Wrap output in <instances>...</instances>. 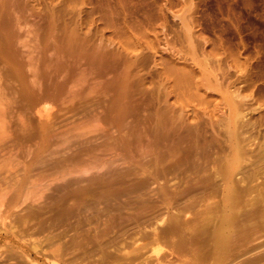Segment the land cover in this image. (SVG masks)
<instances>
[{
	"label": "bare ground",
	"instance_id": "1",
	"mask_svg": "<svg viewBox=\"0 0 264 264\" xmlns=\"http://www.w3.org/2000/svg\"><path fill=\"white\" fill-rule=\"evenodd\" d=\"M24 2L23 7L41 12L45 20L39 26L40 32L34 34L36 43L31 39L34 44L30 46L23 37L25 34H21L24 31L19 32L22 30L18 28L15 12L10 9L15 5L16 11L21 10V1L0 0V162L6 159L8 142H22L34 133L45 139L47 126L42 120H46L49 113L42 104L49 98L72 103L77 97L82 98L83 90L95 85L102 86L104 92L114 93L102 101L103 110L97 113L96 120L114 126L116 134L105 127L95 134L75 131L76 147L66 159L72 176L64 178L57 186L56 219L82 209V212L93 211L92 216L89 214L80 221L77 227L80 234L73 238L88 254H100L89 255L90 261L101 264H237L243 260L244 264H253L255 261L248 255L264 258V243L254 248L249 246L255 239L254 234L264 230V186L251 183L258 172L242 163L246 152L236 126L237 104L232 100V92L222 86L214 95H207L206 91L207 84L217 85L226 80V73L220 71L222 58L212 57L210 63L200 64L193 56L191 62L164 57L165 68L157 74L161 72V78L166 81L165 93L170 87L178 91L177 100L155 99L149 139L139 148L142 131L133 119L138 116L139 101L133 99V81L130 83L127 69L128 65L147 61V54L138 55L139 41L125 42L121 48L118 46L121 41L116 40L119 48L115 49V41L110 40L111 45L107 42L113 45L110 49L101 34L96 42L90 28L95 23V11L89 0ZM101 3L108 6V0ZM108 9L102 17L111 23ZM185 28V37L191 43L195 32ZM18 45L28 50L20 51ZM201 51L203 56L207 54V50ZM64 70L68 76L60 81ZM93 79L99 80L94 84ZM83 84L85 86L79 88ZM81 101L73 102L72 106ZM27 113L28 116L22 118ZM105 147L110 151L106 152ZM52 162L59 164L56 159ZM151 166L157 171H170L174 178L165 179L157 189L150 188L144 193L147 181L139 175ZM178 173L182 176L176 183ZM243 182L246 184L242 185ZM130 189L140 190L139 197L146 196L139 202L143 207L135 209L142 211L131 213L133 220L126 219L128 215L122 212V202L118 200ZM68 196L74 206H65ZM111 200H118L114 207L106 205L113 214L107 213L106 208L102 211L97 208L99 202L109 204ZM158 203L167 204L164 211L160 210L155 216L144 214L146 209H155ZM1 206L2 203L0 226L5 228L9 225L5 221L7 214L4 215L7 210ZM130 221L139 227L137 232L144 231L149 241L136 245L133 255H125L118 245L110 252L108 248L116 242L117 236L108 238V231L122 232ZM92 222L93 230L82 229ZM155 244L164 249L154 248ZM260 249H263L261 253L252 254ZM41 259L37 255L16 261L0 258V264H45Z\"/></svg>",
	"mask_w": 264,
	"mask_h": 264
},
{
	"label": "rangeland",
	"instance_id": "2",
	"mask_svg": "<svg viewBox=\"0 0 264 264\" xmlns=\"http://www.w3.org/2000/svg\"><path fill=\"white\" fill-rule=\"evenodd\" d=\"M20 1L21 10L16 11L15 5L10 9L12 13L15 12L18 28L22 30L19 32L24 31L21 34H25L23 37L30 46L36 43L34 34L40 32L39 26L44 24L45 20L41 12L23 7L26 0ZM89 1V5L95 11V23L90 28L92 38L96 42L101 34L107 39L106 43L115 41L116 47H113L115 49L123 46L125 42L139 41L138 55L147 54V61L144 64L136 62L127 66L130 71L129 81L130 83L133 81L131 83L133 99L139 101L138 116L132 117L136 120L138 129L142 131L139 148L144 147L142 144L149 139V128L154 120L152 107L155 99L164 97L171 102L177 100L178 91L170 87V91L165 93L166 81L161 78L163 75L161 72L157 74L165 68L164 59L171 56L176 61L191 62L193 56L196 62L203 64L210 63L212 57L215 59L221 57L220 71L226 73V80L217 85L212 82L207 84V95L217 94L220 86L232 92V100L237 104L239 112L236 123L238 136L246 152L242 163L248 168H256L258 172L257 178L251 183L264 186V0H108V6H103L102 0ZM103 7L109 8L107 14L110 15L111 23L106 22L105 16L102 17V14L106 13ZM185 27L195 32L196 37L192 38L191 43H188L185 37ZM116 40L123 44L119 43L117 46ZM108 43L107 47L111 49L113 45L109 46ZM23 48L20 47V51L28 50L27 47ZM156 49L161 51V54L156 53ZM202 49L207 50L204 56L201 53ZM121 66L122 64L120 68ZM239 66L246 71H242ZM61 72L59 80L65 81L68 75L65 70ZM119 76L122 82V77ZM98 80L93 79L94 84ZM84 86L85 84L80 85L79 88ZM104 91L105 89L99 85L88 87L81 92L84 93L82 98L77 97L73 100L75 102L83 99L81 103L73 105L74 107L73 102L63 103L61 100L49 98L42 104L49 113L47 119L42 120L43 125L47 126L45 139L34 133L22 142H8L6 159L0 162V203L1 208L7 210L4 215L7 214L5 221H8L9 225L5 228L0 226V258L16 261L22 257L37 255L45 264H101L91 262L89 257L100 255L99 253L88 254L84 251V246L73 242V238L80 234V230H77L80 221L89 214L92 216L93 211L82 212V209L79 213H71L62 219L55 217L58 206L57 186L64 178L72 176L66 159L76 147L75 131H89V134H95L101 127H105L109 128L113 135L117 132L114 126H107L96 120L97 113L103 110L102 101L108 100L114 94L112 91ZM83 97L89 100H84ZM28 114L22 118H26ZM128 120L131 118L128 117ZM47 122H51L52 125L49 126ZM224 145L226 144H222L225 148ZM105 148L106 152L110 151ZM114 149L117 150L116 145ZM55 159L59 161L58 165L53 164L52 161ZM64 162L65 165H62ZM139 176L146 178L147 182L143 189L145 193L150 188L157 189L158 185L164 184L165 179L174 175L170 171L166 173L157 171L151 166ZM177 176L176 183L182 174L178 173ZM245 184L246 182L242 183ZM131 190L118 198L122 202L121 210L128 215L126 218L128 220H133L130 217L131 213L142 211L135 209L142 208L139 202L146 198L145 195L139 197L140 190ZM152 194L153 192L150 198ZM254 194L255 192L252 193ZM69 197L65 199L66 207L74 206L73 199ZM116 202L114 200L109 204L99 202L97 208L102 211L106 205L114 207ZM157 205L155 209H146L144 214L152 213L155 216L167 206L164 203ZM106 212L113 214L107 208ZM127 224L122 232L117 233L118 229L108 231V238L117 236L116 242L108 248L110 252L118 245L125 255H133L136 245L149 241L143 230L137 232L139 227L133 221ZM94 225L92 222L84 225L82 229L91 231ZM132 232L136 233L132 236ZM254 238L249 243L251 248L263 245L264 230L255 233ZM153 247L164 249L162 245L155 244ZM262 251L263 249H260L252 254H259ZM260 256L248 255L255 261L253 264H264V258L261 259ZM237 264H244L243 260Z\"/></svg>",
	"mask_w": 264,
	"mask_h": 264
}]
</instances>
